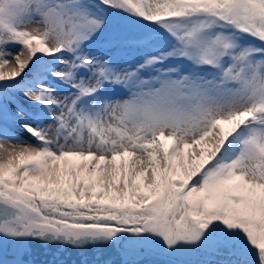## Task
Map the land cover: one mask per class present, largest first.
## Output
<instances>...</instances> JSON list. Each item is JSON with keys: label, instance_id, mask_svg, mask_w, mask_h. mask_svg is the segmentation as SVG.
Returning a JSON list of instances; mask_svg holds the SVG:
<instances>
[{"label": "snow or ice", "instance_id": "snow-or-ice-1", "mask_svg": "<svg viewBox=\"0 0 264 264\" xmlns=\"http://www.w3.org/2000/svg\"><path fill=\"white\" fill-rule=\"evenodd\" d=\"M89 249L264 264V0H0V264Z\"/></svg>", "mask_w": 264, "mask_h": 264}, {"label": "water", "instance_id": "water-1", "mask_svg": "<svg viewBox=\"0 0 264 264\" xmlns=\"http://www.w3.org/2000/svg\"><path fill=\"white\" fill-rule=\"evenodd\" d=\"M34 256L37 261H44L46 259H52V256L49 254V250L44 249L39 242H33ZM60 259H63L68 262V264H73V262L82 261L84 259L93 262V264H105L108 260L118 261L120 258L115 255V253L109 250H102L97 252L96 250L89 249L88 252L83 255L72 250L64 253Z\"/></svg>", "mask_w": 264, "mask_h": 264}, {"label": "rangeland", "instance_id": "rangeland-1", "mask_svg": "<svg viewBox=\"0 0 264 264\" xmlns=\"http://www.w3.org/2000/svg\"><path fill=\"white\" fill-rule=\"evenodd\" d=\"M24 103L26 104L27 102L25 101ZM19 134H20L25 140H31V141L35 142L34 139H33L32 137H30L29 134L26 133V132H24L23 130H20Z\"/></svg>", "mask_w": 264, "mask_h": 264}]
</instances>
